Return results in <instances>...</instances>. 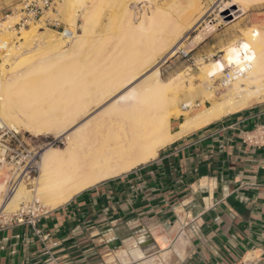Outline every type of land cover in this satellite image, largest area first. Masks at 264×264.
<instances>
[{"label": "crops", "instance_id": "0c3cea01", "mask_svg": "<svg viewBox=\"0 0 264 264\" xmlns=\"http://www.w3.org/2000/svg\"><path fill=\"white\" fill-rule=\"evenodd\" d=\"M18 4L0 0V19ZM200 108L170 117L173 137L150 161L48 208L38 225L55 255L67 264H264V146L242 141L264 123V98L191 128ZM42 251L28 224L0 228V264H42Z\"/></svg>", "mask_w": 264, "mask_h": 264}, {"label": "bare ground", "instance_id": "6f19581e", "mask_svg": "<svg viewBox=\"0 0 264 264\" xmlns=\"http://www.w3.org/2000/svg\"><path fill=\"white\" fill-rule=\"evenodd\" d=\"M258 1L234 0L232 4L247 6ZM77 2L59 0L52 14L63 25H75L71 37L74 41L69 47L47 55L21 72L12 73L9 78L5 75L12 70L8 68L11 55L0 56V117L34 136L64 135V146L49 145L41 149L38 176L33 178L36 197L51 208L68 201L91 185L153 159L158 149L172 139L169 120L180 110L172 113L169 107L174 106V99L168 100L164 96L167 89L177 83L174 77L163 80L159 77L157 65L150 67L156 62L150 60L151 51L138 59L134 54L143 45L150 46L155 42L156 30L164 25L158 16H164V12L155 13V27L152 34H146L145 37L138 31V28H143L142 20L134 26L129 24L128 52L123 53L122 57L106 55L110 59L109 63L105 60L107 63L94 68L85 55V60L90 62L87 65L66 62L70 55L77 54L97 37L92 35L91 16L94 8L80 15ZM186 3L192 7L197 2L186 0ZM116 8L129 16V10L125 7L120 8L119 5ZM6 18L13 19L14 16L8 14ZM22 29L34 41L55 44L62 37L61 31L54 28L44 27L34 32L33 29L30 34L29 28ZM171 33L164 40L166 46L178 37L175 31ZM16 38L20 40L21 36ZM150 48L147 50L153 47ZM221 49L219 60H209L201 66L200 86L195 90L188 88L183 97L184 110L199 105L204 99L210 101L209 105L200 108L185 121L190 127L191 124L203 125L222 114L240 110L254 100L264 98V29L248 28ZM173 51L169 50L161 59H167ZM241 58L249 60V69L226 85V90L216 97L215 91L220 87L213 86L214 79ZM198 97L202 99L196 102ZM4 174L0 169V206L13 211L18 201L29 196V189L20 182L10 196L3 199L9 178L8 173Z\"/></svg>", "mask_w": 264, "mask_h": 264}, {"label": "rangeland", "instance_id": "374dc122", "mask_svg": "<svg viewBox=\"0 0 264 264\" xmlns=\"http://www.w3.org/2000/svg\"><path fill=\"white\" fill-rule=\"evenodd\" d=\"M93 1H95V5L93 3V6H91ZM195 2L197 3L194 5L195 9H193L194 6H189L186 0H78L77 4L80 6L78 12L80 15L87 9L94 8L95 14L93 13L91 16L93 22L92 35H97V37L93 38V42L81 48L77 54L75 52L70 55L66 62L83 66L90 63L88 61H91L93 67L98 68L104 63H109L110 59H108L106 55H119L118 57H122L128 52V40L130 39V30L128 28H130V25L134 26L142 20L141 23L143 28H138V31L143 35L142 37H145V35H149L155 27L153 22L154 17H156L155 13L161 11L164 12V16H158V20L163 21L164 25L158 27L156 30L155 42L150 46L146 44L140 47L139 52H134L137 56L135 57L138 59L144 54L148 55L147 53L151 51L152 58L150 60H156V62L150 65V67L157 65L159 77L161 79L165 80L169 77H174L177 81V83L175 82L171 86L174 91L169 87L164 94V96L166 95V99H174V106L172 105L169 107L172 113L177 109H180L178 112L179 114L188 113L190 112L189 109L193 110L195 108L205 107L210 103L208 99H204L203 102L197 106L193 105L187 107L186 110L182 109L181 105L184 102L183 97L186 91L188 88L195 90L200 86L202 82L200 78L201 66L209 60H219L222 53L221 48L223 46L230 43L233 39L238 38L241 33L248 28L264 29V0H260L258 3L254 4L250 3L247 6L238 3L233 5L232 3L234 0H195ZM117 5H120V8L125 7L129 10V16L118 11L116 8L118 7ZM4 17L0 19V56L4 54L11 55V64L8 68L12 69L6 73V78H9L14 72L23 71L25 68L33 65L49 54L69 47L74 41V38L65 39L63 37L55 44L31 40L30 36H26L28 33L25 34V32H23V29H20L19 32L4 29V25L6 24L5 22L2 23ZM16 18L17 17L13 19L9 18L8 20L12 22ZM124 23L127 25L125 24L124 26ZM61 26L73 29V31H75L76 28H74L75 25L71 24L63 25L62 23ZM28 28L31 30V32L28 30L29 34L33 33L35 29L36 31H41L38 30V25L30 24L24 27V29ZM60 29L61 27L56 30L60 31ZM77 30L78 32L80 31L79 29ZM173 31L176 32L178 37L166 46L164 40L166 37L171 36V32ZM17 36H21V39L17 40ZM150 47H153L152 50H147ZM169 50L175 51H173L167 59L162 60L161 57ZM84 55L89 57L88 61L85 60ZM105 57L107 59H105ZM220 76L221 74L213 81V86L217 85L220 87L215 91L216 97H219L220 93L226 90L225 87H221L219 84ZM31 77L32 76H30V78ZM207 82H205L206 85H208ZM186 84L189 85L187 86ZM172 92L178 94L174 95ZM64 95L65 92L62 94V100L64 99ZM201 99L202 98H196L195 101L199 102ZM199 110L194 111V113ZM19 130L28 135V137H31V141L39 144L41 148L49 145H65L64 135L54 136L51 134H44L34 136L22 129ZM1 171H3V175L5 176L4 172L7 173V170L4 168L1 169ZM38 171L39 168L28 182H22L26 188L29 189V196L18 201L15 208H17L23 200L27 201L32 197H36L34 179L38 176ZM5 197L7 198L3 193V199H5ZM47 208L51 207L47 206Z\"/></svg>", "mask_w": 264, "mask_h": 264}, {"label": "built area", "instance_id": "2783aa9c", "mask_svg": "<svg viewBox=\"0 0 264 264\" xmlns=\"http://www.w3.org/2000/svg\"><path fill=\"white\" fill-rule=\"evenodd\" d=\"M59 0H19L18 8L8 14L13 15L14 21L6 18L2 20L4 29L19 32L21 28L30 24L58 29L62 37L70 39L73 31L61 26L57 17L53 16ZM7 14V15H8ZM4 47V46H1ZM249 60L241 58L238 63L227 66L219 77V84L225 87L230 82L241 77L249 69ZM197 106V105H195ZM184 109L186 106L181 105ZM242 141L253 146H264V123L253 126L242 133ZM41 146L33 143L31 137L15 128L0 117V169H6L9 175L5 195L8 196L20 182H28L37 172L40 161ZM48 213V208L37 197L23 201L13 211L0 207V228L11 224H28L42 245L44 255L42 264H67L54 254L50 236L38 225L41 217ZM135 247V245H133ZM135 261L126 262L116 257L114 263L103 261L101 264H134Z\"/></svg>", "mask_w": 264, "mask_h": 264}, {"label": "snow or ice", "instance_id": "6c2138e0", "mask_svg": "<svg viewBox=\"0 0 264 264\" xmlns=\"http://www.w3.org/2000/svg\"><path fill=\"white\" fill-rule=\"evenodd\" d=\"M244 47L247 48L248 46L247 45H244ZM230 60H231V58H230Z\"/></svg>", "mask_w": 264, "mask_h": 264}]
</instances>
